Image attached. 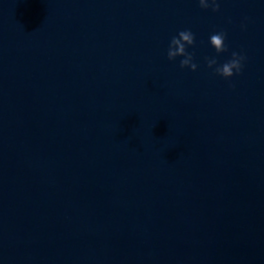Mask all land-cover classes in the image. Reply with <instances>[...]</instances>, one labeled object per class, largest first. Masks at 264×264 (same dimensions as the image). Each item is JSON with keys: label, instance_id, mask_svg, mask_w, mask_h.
<instances>
[{"label": "clouds", "instance_id": "9594fccd", "mask_svg": "<svg viewBox=\"0 0 264 264\" xmlns=\"http://www.w3.org/2000/svg\"><path fill=\"white\" fill-rule=\"evenodd\" d=\"M199 6L202 9H209L213 12L220 11V4L218 0H198ZM225 37L226 33L221 31L219 33L212 34L210 36V44L215 49L216 53H223L226 52L228 49L225 45ZM195 44V36L191 32V30H181L177 36H173L168 50H167V58L172 61L175 60L177 57H183L180 60V67L181 68H190L192 71H196L197 64L193 62L194 54L189 53L187 51V46H193ZM232 58L225 62L224 64L215 67L214 71L215 74L229 79L234 74H239L242 69V61L245 59L244 56L232 52ZM207 59V66L209 68H213L214 65L217 64L215 58H206Z\"/></svg>", "mask_w": 264, "mask_h": 264}]
</instances>
